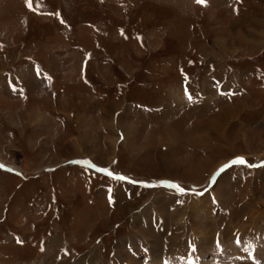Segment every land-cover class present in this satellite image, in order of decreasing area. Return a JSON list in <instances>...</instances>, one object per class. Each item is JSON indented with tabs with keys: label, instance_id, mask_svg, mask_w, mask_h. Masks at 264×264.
<instances>
[{
	"label": "rangeland",
	"instance_id": "obj_1",
	"mask_svg": "<svg viewBox=\"0 0 264 264\" xmlns=\"http://www.w3.org/2000/svg\"><path fill=\"white\" fill-rule=\"evenodd\" d=\"M0 159V264H264V0H0Z\"/></svg>",
	"mask_w": 264,
	"mask_h": 264
},
{
	"label": "snow or ice",
	"instance_id": "obj_2",
	"mask_svg": "<svg viewBox=\"0 0 264 264\" xmlns=\"http://www.w3.org/2000/svg\"><path fill=\"white\" fill-rule=\"evenodd\" d=\"M26 2L29 4V7H31V0H26ZM196 2L198 3V4H202V5H204V6H207V0H196ZM240 163H244V161L241 159L240 161H239ZM0 167H2V165H0ZM109 175H111V173H109ZM171 187H179L178 185H170ZM181 191H183L182 189H181Z\"/></svg>",
	"mask_w": 264,
	"mask_h": 264
}]
</instances>
